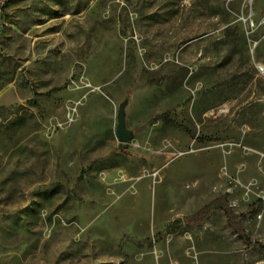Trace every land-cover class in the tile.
<instances>
[{
    "label": "rangeland",
    "instance_id": "obj_1",
    "mask_svg": "<svg viewBox=\"0 0 264 264\" xmlns=\"http://www.w3.org/2000/svg\"><path fill=\"white\" fill-rule=\"evenodd\" d=\"M220 195L264 198V0L0 4V264H264L223 210L131 240Z\"/></svg>",
    "mask_w": 264,
    "mask_h": 264
},
{
    "label": "trees",
    "instance_id": "obj_2",
    "mask_svg": "<svg viewBox=\"0 0 264 264\" xmlns=\"http://www.w3.org/2000/svg\"><path fill=\"white\" fill-rule=\"evenodd\" d=\"M6 0H0V4ZM8 1V0H7ZM225 32L230 36H235L234 30L226 29ZM64 87H55L52 89L53 92L62 90ZM2 114V113H1ZM164 121L166 123H173L167 112L156 115L152 118L149 124H154L158 121ZM134 133L136 131H133ZM133 133V134H134ZM217 210H223L226 216L228 225L236 233V235L248 246V247H264L263 242L252 241L249 235L245 231L243 220L247 216H256L257 214L264 211V198H259L255 202L249 205V208L244 213H237L231 204L229 203L226 195H220L205 205L201 206L198 210L190 215L184 217H178L170 221L160 232V234L154 239L152 237H147L142 240H137L131 238V240L137 242L138 244H146L148 246H153L158 240L161 239L165 234L175 231L182 226H186L190 229H197L206 224V222L213 216Z\"/></svg>",
    "mask_w": 264,
    "mask_h": 264
},
{
    "label": "water",
    "instance_id": "obj_3",
    "mask_svg": "<svg viewBox=\"0 0 264 264\" xmlns=\"http://www.w3.org/2000/svg\"><path fill=\"white\" fill-rule=\"evenodd\" d=\"M128 99L119 105L117 135L121 142H129L133 139V132L126 127V108Z\"/></svg>",
    "mask_w": 264,
    "mask_h": 264
}]
</instances>
